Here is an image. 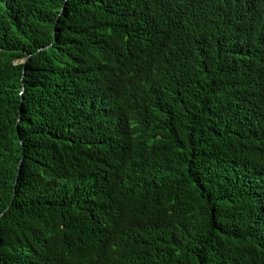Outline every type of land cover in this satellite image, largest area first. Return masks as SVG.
<instances>
[{"label":"trees","instance_id":"obj_1","mask_svg":"<svg viewBox=\"0 0 264 264\" xmlns=\"http://www.w3.org/2000/svg\"><path fill=\"white\" fill-rule=\"evenodd\" d=\"M0 264H264V0H0Z\"/></svg>","mask_w":264,"mask_h":264}]
</instances>
